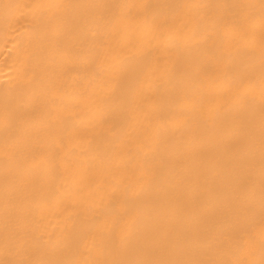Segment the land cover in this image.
Wrapping results in <instances>:
<instances>
[{
    "label": "bare ground",
    "instance_id": "bare-ground-1",
    "mask_svg": "<svg viewBox=\"0 0 264 264\" xmlns=\"http://www.w3.org/2000/svg\"><path fill=\"white\" fill-rule=\"evenodd\" d=\"M0 264H264V0H0Z\"/></svg>",
    "mask_w": 264,
    "mask_h": 264
}]
</instances>
